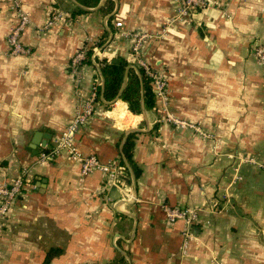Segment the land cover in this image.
Masks as SVG:
<instances>
[{"label": "crops", "instance_id": "crops-1", "mask_svg": "<svg viewBox=\"0 0 264 264\" xmlns=\"http://www.w3.org/2000/svg\"><path fill=\"white\" fill-rule=\"evenodd\" d=\"M262 5L210 0L163 30L176 0H20L30 50L11 54L17 16L0 0V182L26 181L0 231V264H264V63L252 51L264 42ZM53 6L70 18L48 24ZM132 30L152 34L140 57L166 78L168 112L192 126L167 120L157 96L146 106L142 81L138 113L120 90L103 97L106 60L126 61L125 85L141 79L120 33ZM80 49L76 80L69 61ZM96 77L95 112L74 142L124 165L117 184L81 173L68 150L37 160ZM129 132L137 176L122 150ZM165 206L196 210L186 242L184 220L170 221Z\"/></svg>", "mask_w": 264, "mask_h": 264}, {"label": "built area", "instance_id": "built-area-1", "mask_svg": "<svg viewBox=\"0 0 264 264\" xmlns=\"http://www.w3.org/2000/svg\"><path fill=\"white\" fill-rule=\"evenodd\" d=\"M209 1L210 0H176L175 14L167 20L166 25H164L162 29L164 30L166 26L172 24L174 20H181L195 10V8L206 6ZM11 2L17 19L6 36L8 52L11 54H26L30 49L21 41L20 34L24 27L29 23L30 18L28 13L21 8L20 0H11ZM260 10L264 13V5L261 6ZM63 17L70 18L69 12L53 6L48 19V24L60 20ZM120 24L121 22L117 20L116 25ZM120 33L130 38V51L133 56H135L137 63L143 68L144 73L149 77L156 96L162 101L161 105L162 109L165 111L166 119L177 124L192 126L191 122L177 118L168 112L166 106L168 83L166 78L140 57V49L143 41L146 38L151 37L152 34L147 31L138 30L121 31ZM252 51L256 58L264 63V42L255 41L252 46ZM86 52V49H80L74 52L70 58V70L76 80H79L82 63L86 58ZM96 82H99L98 77L94 80V85L90 94L83 98L81 104L74 110L71 120L57 135L54 146L49 150H42L39 152L37 160H48L58 154L60 150H68L70 156L78 160L80 163L81 173L87 174L97 169L105 173L109 177L110 182L117 184L121 182L120 170L122 169V165L119 162L113 160L102 161L93 153L84 154L76 147L74 142V136L77 130L85 125L95 112L97 103ZM250 160L253 159L250 158ZM259 164L264 167V161ZM25 182L26 181L22 175L16 176L9 182H0V231L3 229L7 221V215L11 210L13 202L22 193ZM164 210L170 221L176 219L184 220L185 227L183 233L186 242V239L191 236L192 224L197 221L196 210L179 206H165Z\"/></svg>", "mask_w": 264, "mask_h": 264}, {"label": "trees", "instance_id": "trees-1", "mask_svg": "<svg viewBox=\"0 0 264 264\" xmlns=\"http://www.w3.org/2000/svg\"><path fill=\"white\" fill-rule=\"evenodd\" d=\"M198 8H195V10ZM87 55L88 52H86V58ZM125 64L126 61L123 58L119 57L117 61L107 62L106 60L104 64L101 66V71L104 76V85H103L104 98L106 99L113 98L119 92L123 80ZM140 72H141V79L140 77L137 76H132V77L129 76L127 84L121 90L120 93V98L127 101L129 109L136 113L140 112V82L141 81L143 84L144 102L146 106L148 107L152 106L156 99L155 97L156 94L153 87L151 86L149 77L142 70H140ZM134 133L135 132L128 133L126 140L123 144L122 150L126 161H128L131 164L133 172L135 176H137L139 174V168H137V166L133 164L131 157V147L133 144L132 137ZM123 167L125 168V171H127V168L124 165ZM121 180L123 181V174L120 173V181ZM51 254H53V251L48 252L45 259L46 261Z\"/></svg>", "mask_w": 264, "mask_h": 264}, {"label": "water", "instance_id": "water-1", "mask_svg": "<svg viewBox=\"0 0 264 264\" xmlns=\"http://www.w3.org/2000/svg\"><path fill=\"white\" fill-rule=\"evenodd\" d=\"M125 83H126V76H124V80H123V82H122V85H121L120 91L123 89ZM119 93H120V92H119ZM117 97H119V94H118Z\"/></svg>", "mask_w": 264, "mask_h": 264}]
</instances>
